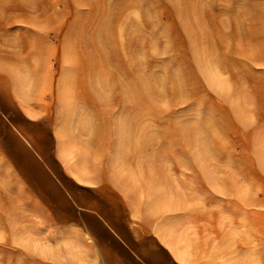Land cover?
<instances>
[{"label":"rangeland","instance_id":"rangeland-1","mask_svg":"<svg viewBox=\"0 0 264 264\" xmlns=\"http://www.w3.org/2000/svg\"><path fill=\"white\" fill-rule=\"evenodd\" d=\"M257 12L0 0V264H101L77 195L125 206L179 264H264Z\"/></svg>","mask_w":264,"mask_h":264},{"label":"crops","instance_id":"crops-1","mask_svg":"<svg viewBox=\"0 0 264 264\" xmlns=\"http://www.w3.org/2000/svg\"><path fill=\"white\" fill-rule=\"evenodd\" d=\"M71 200L77 209L83 211L78 216V229L97 249L101 264H179L154 239L134 238L132 216L126 215L125 206L120 213L108 196L100 198V205L96 198L86 200L80 195L71 197ZM111 206L112 214L108 211Z\"/></svg>","mask_w":264,"mask_h":264},{"label":"bare ground","instance_id":"bare-ground-1","mask_svg":"<svg viewBox=\"0 0 264 264\" xmlns=\"http://www.w3.org/2000/svg\"><path fill=\"white\" fill-rule=\"evenodd\" d=\"M104 4V3H103ZM53 6V5H52ZM228 9H229V7H228ZM222 9H220V11H221ZM226 11H228V10H226ZM233 12V11H232ZM225 13V12H224ZM218 14V13H217ZM220 15H222V14H219V16ZM227 15V14H226ZM213 18V17H212ZM212 20V19H211ZM253 21H254V23H260L261 21H264V13H262V12H257V15L253 18ZM262 26H264V25H262ZM261 28V27H260ZM262 29V28H261ZM258 30V29H257ZM100 31V30H99ZM257 32V31H256ZM255 32V33H256ZM255 33H254V35H255ZM258 34V33H257ZM209 50V49H208ZM234 50V49H233ZM237 50V49H236ZM214 52V51H213ZM238 52H240V51H238ZM252 52H255V51H251V53ZM210 54V53H209ZM233 54H235V53H233ZM241 54H244V53H241ZM246 54V53H245ZM255 54V53H254ZM254 54H251V55H249V53H247V55H248V57L249 56H251L250 58V60H257V59H259V58H256L255 56H254ZM212 55V54H211ZM223 55H224V53H223ZM243 56V55H242ZM245 56V55H244ZM256 56H258L257 54H256ZM245 58H246V56H245ZM255 58V59H254ZM260 59H262V58H260ZM233 79H234V77H233ZM140 84V83H139ZM137 84H135V86H136ZM141 87V86H140ZM130 88V87H129ZM137 88H138V86H137ZM141 89V88H140ZM138 92V91H137ZM139 92H140V90H139ZM134 93V92H133ZM144 96V95H143ZM138 97H139V95H138ZM138 97H136V98H138ZM144 98V97H143ZM139 100V99H138ZM143 100V99H142Z\"/></svg>","mask_w":264,"mask_h":264}]
</instances>
